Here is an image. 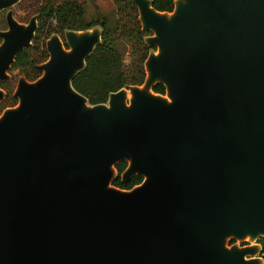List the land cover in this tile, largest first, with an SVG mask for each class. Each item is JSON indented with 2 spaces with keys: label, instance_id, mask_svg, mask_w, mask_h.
Returning a JSON list of instances; mask_svg holds the SVG:
<instances>
[{
  "label": "water",
  "instance_id": "1",
  "mask_svg": "<svg viewBox=\"0 0 264 264\" xmlns=\"http://www.w3.org/2000/svg\"><path fill=\"white\" fill-rule=\"evenodd\" d=\"M20 1L0 0V81L37 29ZM129 1L140 86L89 104L72 81L102 28L66 31L0 114V264H264V0ZM119 163L141 184L113 187Z\"/></svg>",
  "mask_w": 264,
  "mask_h": 264
},
{
  "label": "trees",
  "instance_id": "2",
  "mask_svg": "<svg viewBox=\"0 0 264 264\" xmlns=\"http://www.w3.org/2000/svg\"><path fill=\"white\" fill-rule=\"evenodd\" d=\"M93 16L87 19V0H23L28 2L31 12L39 15L38 29L30 48L24 49L15 58L11 70L20 69L28 82L39 78L35 69L47 61V53L43 49V41L50 32L63 35L66 31L81 32L92 27L102 28L101 44L86 59L85 68L73 79V88L84 96L89 104H104L109 94L115 93L124 86H140L145 78L143 64L151 49L144 44L143 39L149 34L142 33L138 21V13L129 0H113L114 14L112 17L99 12L95 2L90 0ZM175 0H151L152 7L158 12L170 13ZM128 46L130 62L123 63L120 46ZM42 48V49H41ZM10 83H0L7 92L0 104V114L17 103L12 97ZM153 93L164 95L165 89L158 84L153 87ZM126 163H119L115 169L117 177L112 186L121 190H130L141 183V178L133 176L129 183L123 184L119 176L126 169ZM257 243L262 248L264 260V239Z\"/></svg>",
  "mask_w": 264,
  "mask_h": 264
},
{
  "label": "flooded vegetation",
  "instance_id": "3",
  "mask_svg": "<svg viewBox=\"0 0 264 264\" xmlns=\"http://www.w3.org/2000/svg\"><path fill=\"white\" fill-rule=\"evenodd\" d=\"M23 0H21L17 5H15L11 10H12V15H13V18L15 19V21H17V23L21 24V25H27L29 23V21L31 20V18L33 17H36V22H37V29H38V17L39 15L36 14V13H33L31 12V7H29V3L28 2H25V3H22ZM7 12H8V9L7 10H3L0 12V32H5L7 31V21H6V15H7ZM37 29L35 31V34H34V37H33V40L31 43H33L34 39H35V36H36V32H37ZM52 36H57L59 38V40L63 43V46L65 49H68L67 45L65 44V39H64V34L61 35L57 32H53L51 31L49 36L44 39L43 41V45H44V50L46 51L47 53V57H48V52H47V49H46V42L52 37ZM2 40L0 39V44H1ZM42 49V48H41ZM23 51V50H22ZM20 53V52H19ZM18 55V54H17ZM16 58V57H15ZM45 63V62H44ZM13 66V65H12ZM37 67V65H36ZM35 67V69L37 70V68ZM12 69V67H11ZM9 71V80L8 81H0V83H10L9 85L12 87V97H13V92L16 88V85L19 81V79L21 77H24V75L21 73L20 69H14V70H11ZM38 71V70H37ZM40 74H39V77L41 76V72L38 71ZM27 81V80H26ZM0 89L5 93V95L7 94L6 90L2 87H0ZM5 99V98H4ZM116 179V178H115ZM119 179L121 181V174L119 176ZM142 180V179H141ZM122 182V181H121ZM142 182V181H141ZM123 183V182H122ZM129 183V181H128ZM125 184V183H123ZM127 184V183H126ZM141 184V183H140ZM233 244V243H231ZM247 244H240V246H246Z\"/></svg>",
  "mask_w": 264,
  "mask_h": 264
},
{
  "label": "rangeland",
  "instance_id": "4",
  "mask_svg": "<svg viewBox=\"0 0 264 264\" xmlns=\"http://www.w3.org/2000/svg\"><path fill=\"white\" fill-rule=\"evenodd\" d=\"M95 2V6L99 10V12L103 13L104 15H107L109 17H112L114 14V4L113 0H93ZM91 1L87 0V6H86V18L90 19L93 16L94 9L90 5ZM120 53L122 54L123 63L125 65H128L130 62V55H129V48L128 46H120L118 48Z\"/></svg>",
  "mask_w": 264,
  "mask_h": 264
}]
</instances>
